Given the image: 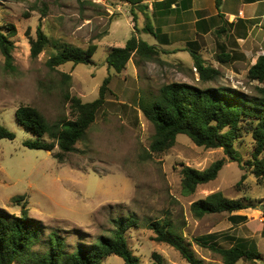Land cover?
I'll return each instance as SVG.
<instances>
[{
  "label": "rangeland",
  "instance_id": "1",
  "mask_svg": "<svg viewBox=\"0 0 264 264\" xmlns=\"http://www.w3.org/2000/svg\"><path fill=\"white\" fill-rule=\"evenodd\" d=\"M173 1L141 0L133 5L123 0H0V30L9 33L13 26L16 31L11 38L14 71L6 68L0 52V126L16 136L13 141L0 140V211L20 215L25 206L29 217L41 224L43 242L56 232L65 240L66 253H74L79 244L95 243L101 236L112 237L113 221L132 215L140 227L128 230L126 237L140 264H152L153 253L160 254L165 264H189L175 249L156 242L155 234L146 226L167 219L204 264H223L221 256L204 244L222 249L244 244L261 253V259L237 264H264V180H257L244 167L253 151L251 134L244 131L234 144L243 167L230 162L222 149L197 147L184 135L177 137L169 151L156 155L150 151L154 126L139 109L141 98L157 96L163 85L174 82L199 87L225 85L248 95L257 94L264 84L251 83L247 72L252 59L264 49V20L258 27H249L250 32L248 27L239 30L237 19L235 35L243 33L247 43L256 41L260 47L250 49L247 61L241 60L235 67L218 65L222 78L217 83L202 84L190 54H167L161 47L163 35L155 38L143 32L147 23L164 30V19L157 14ZM241 3L229 0L226 5L237 12ZM260 10L264 13V4ZM39 26L52 41L81 48L97 45L93 63H67L50 70L47 61L51 49L36 58L31 56V41L36 40ZM134 36L148 44L157 43L158 57L141 61L134 56L126 70L116 74L108 68L106 58L112 48L124 47ZM64 74L71 77L70 82L65 81ZM109 76L110 93L95 123L62 164L54 158L57 147L52 152L24 147L23 143L34 136L17 125L15 112L19 107L37 109L50 123L72 120L66 93L91 103L98 99ZM221 159L226 165L215 181L199 186L193 195L183 194V166L203 171ZM216 192L228 199L254 203L258 209L245 211L248 221L241 224L232 222L226 213L196 218L191 205ZM17 197L24 201L15 202ZM43 242L33 251L49 252V245ZM102 264L124 262L110 256Z\"/></svg>",
  "mask_w": 264,
  "mask_h": 264
},
{
  "label": "trees",
  "instance_id": "2",
  "mask_svg": "<svg viewBox=\"0 0 264 264\" xmlns=\"http://www.w3.org/2000/svg\"><path fill=\"white\" fill-rule=\"evenodd\" d=\"M123 1L133 5L141 2ZM221 1L216 0L218 8ZM8 32L0 30V52L5 58L6 68L14 71L12 64L14 44L11 38L16 34L15 28L11 26ZM143 32L158 38L157 30L150 23L145 25ZM36 36V40L31 41V56L36 58L51 49L52 54L47 61L50 70H56L67 63L74 66L90 65L98 49L93 43L87 48H81L52 41L44 34L41 26L37 28ZM158 54L155 46L134 36L124 47L112 48L106 58V64L116 74H121L134 56L139 57L141 61H154ZM190 55L200 83H217L222 78L221 71L209 65L198 53L190 52ZM218 62L224 65L229 61L219 57ZM63 77L65 81H71L69 75L64 74ZM247 79L251 83L264 84V54L249 68ZM110 83L109 76L100 88L98 99L91 103H84L81 99L66 93L65 99L74 118L72 120L50 123L37 109L30 106L19 107L15 112L17 125L34 136L33 140L23 143L24 147L47 152H52L57 147L59 152L54 158L62 164L67 155L76 151L77 143L85 139L88 130L95 123L97 113L104 106L110 93ZM257 90V94L248 95L225 85L199 87L182 82L163 85L157 96L139 100L140 111L155 129L150 151L156 155L163 154L175 146L178 136L184 135L197 147L222 149L230 162H237L241 166L242 162L234 144L242 137L243 132L247 131L251 134L253 151L244 167L257 180H264V89ZM15 137L13 132L0 126V140L13 141ZM225 165L226 160L221 159L203 171L183 166L181 169L183 194L193 195L199 186L215 181ZM245 178L244 175L241 181ZM13 200L21 202L24 198L17 197ZM248 209L257 210L258 206L241 199H228L221 192L210 194L191 205V212L198 219L207 215L226 213L231 215L230 220L236 224L247 222V217L233 214ZM113 224L115 229L112 231V237L101 236L95 243L79 244L74 253H66L65 240L56 232H51L49 241L43 242L42 226L29 217L25 206L20 215L0 211V264H102L110 256L122 259L124 264H140V259L129 248L126 237L128 230L140 227L139 220L129 215L115 219ZM146 226L155 234L156 242L175 249L187 263L204 264L185 243L171 220L153 221ZM42 242L49 245V252H34L33 248ZM204 246L219 254L223 264L261 259V253L247 248L244 244H238L230 249L218 248L215 245ZM152 259V264H165L163 257L158 253H153Z\"/></svg>",
  "mask_w": 264,
  "mask_h": 264
},
{
  "label": "crops",
  "instance_id": "3",
  "mask_svg": "<svg viewBox=\"0 0 264 264\" xmlns=\"http://www.w3.org/2000/svg\"><path fill=\"white\" fill-rule=\"evenodd\" d=\"M228 1L222 0L219 8L216 5V0L167 2L157 14L164 19V30L154 27L158 37L159 34L163 35L161 44L164 46L161 47L167 54L173 56L182 53L190 54V52L198 53L217 69H219L218 65L222 66L218 62L219 57L227 59L228 64H232L234 67L240 64L241 60L247 61L249 50H257L260 46L256 41L247 43L248 40H244L243 33L235 35L236 21L237 19L239 21V30L248 27L250 32L252 30L249 27L254 28L262 25L260 23L264 20V13L261 12L260 6L264 4V0H242L237 12L233 7H227ZM249 6H252V10H248ZM213 34L216 36L214 37ZM150 45L159 46L157 43ZM263 54L264 49L258 51L257 56L252 59L251 66ZM191 65H193V60ZM234 70L233 68L231 73H234ZM248 210L239 211L233 215L247 217L248 213L245 211Z\"/></svg>",
  "mask_w": 264,
  "mask_h": 264
},
{
  "label": "built area",
  "instance_id": "4",
  "mask_svg": "<svg viewBox=\"0 0 264 264\" xmlns=\"http://www.w3.org/2000/svg\"><path fill=\"white\" fill-rule=\"evenodd\" d=\"M195 71H196V69H195Z\"/></svg>",
  "mask_w": 264,
  "mask_h": 264
}]
</instances>
